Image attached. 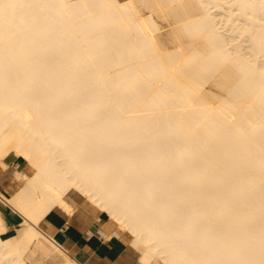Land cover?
Returning <instances> with one entry per match:
<instances>
[{
    "label": "bare ground",
    "instance_id": "obj_1",
    "mask_svg": "<svg viewBox=\"0 0 264 264\" xmlns=\"http://www.w3.org/2000/svg\"><path fill=\"white\" fill-rule=\"evenodd\" d=\"M11 154L0 264H84L41 227L75 196L144 264H264V0H0Z\"/></svg>",
    "mask_w": 264,
    "mask_h": 264
},
{
    "label": "crops",
    "instance_id": "obj_2",
    "mask_svg": "<svg viewBox=\"0 0 264 264\" xmlns=\"http://www.w3.org/2000/svg\"><path fill=\"white\" fill-rule=\"evenodd\" d=\"M8 161L10 167L0 169V189L5 192L14 169L20 165L16 157L8 158ZM74 198L77 208L73 214L55 209L42 219L41 227L84 264H144L139 258L140 251L125 236L116 232V226L105 212L86 206L78 196ZM2 212L9 231L13 232L22 215L11 206L3 207ZM47 256H50L51 264H60L62 261L60 256Z\"/></svg>",
    "mask_w": 264,
    "mask_h": 264
},
{
    "label": "rangeland",
    "instance_id": "obj_3",
    "mask_svg": "<svg viewBox=\"0 0 264 264\" xmlns=\"http://www.w3.org/2000/svg\"><path fill=\"white\" fill-rule=\"evenodd\" d=\"M16 156L14 155V154H11L10 156H9V159H12V158H15ZM17 158V157H16ZM17 160L19 161V159L17 158ZM20 162V165H21V167H22V169H24L25 171H29V170H31V168H30V165L29 164H27V163H25L24 161H19ZM20 165H19V168H21L20 167ZM12 179H13V174H12V177H11V181H12ZM5 192V191H4ZM7 194H9V192L7 191L6 192ZM80 199H82L83 201L85 200L83 197H81V196H78ZM5 206H8L7 204H5V203H2V202H0V214L2 215V216H4L3 215V212H2V208L3 207H5ZM109 217V216H108ZM23 229H24V225L21 223V221L17 224V227H16V229L13 231V232H17V233H20V232H22L23 231ZM43 255V256H42ZM49 255H56V256H60V258L61 259H63V257L61 256V254L58 252V251H54V252H52L51 254H49ZM28 263L29 264H51V259H50V256H47V255H45V254H43V251L42 250H40V251H38V252H36V253H34V254H29L28 255Z\"/></svg>",
    "mask_w": 264,
    "mask_h": 264
}]
</instances>
